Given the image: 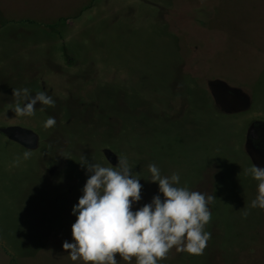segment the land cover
I'll return each mask as SVG.
<instances>
[{
  "label": "rangeland",
  "instance_id": "374dc122",
  "mask_svg": "<svg viewBox=\"0 0 264 264\" xmlns=\"http://www.w3.org/2000/svg\"><path fill=\"white\" fill-rule=\"evenodd\" d=\"M259 22L264 0H0V126L38 136L30 147L0 131V237L16 239L48 210L74 223L91 175L84 158L107 167L127 158L142 185L134 211L158 194L149 164L179 173L181 186L213 195L205 230L216 242L244 211L264 224V209L248 206L258 182L245 172L264 167ZM25 87L32 97L47 90L54 107L16 115L13 89ZM49 116L56 124L45 129ZM158 264L210 262L173 247Z\"/></svg>",
  "mask_w": 264,
  "mask_h": 264
},
{
  "label": "clouds",
  "instance_id": "9594fccd",
  "mask_svg": "<svg viewBox=\"0 0 264 264\" xmlns=\"http://www.w3.org/2000/svg\"><path fill=\"white\" fill-rule=\"evenodd\" d=\"M30 93L26 87L13 89L16 115L33 117L37 102L54 107L55 100L47 90L36 92L34 97ZM55 124L56 118L49 116L42 126L48 129ZM30 155V152L23 153L24 159ZM81 165L91 175L72 208L76 216L71 226L73 240L62 245L70 250L68 255L72 261L118 264L115 256L118 253L127 262L135 258L136 264H158L173 247L177 251L203 254L211 237L205 226L211 220L208 205L214 200L213 195L181 186L179 173L164 176L152 163L148 171L150 181L158 184V194L134 211L133 205L141 200L142 185L131 172L126 157L118 158L112 167L88 163L85 158ZM245 172L258 182L257 195L248 206L264 209V167L253 164Z\"/></svg>",
  "mask_w": 264,
  "mask_h": 264
},
{
  "label": "crops",
  "instance_id": "0c3cea01",
  "mask_svg": "<svg viewBox=\"0 0 264 264\" xmlns=\"http://www.w3.org/2000/svg\"><path fill=\"white\" fill-rule=\"evenodd\" d=\"M249 22L258 25L256 21ZM48 198L55 200L59 196ZM54 213L48 210L46 214H34L28 225L24 223L23 228L20 227L16 239L11 238L9 232H4L0 237V264H84L81 260L72 261L68 255L70 250L62 247L64 241L73 240V223L56 222L54 217L57 215ZM246 213L244 211L242 222L228 224L224 242L210 239L209 248L203 251L200 258L205 255L210 264H216V258L222 254L225 257L222 264H264V224L246 222ZM219 246H225V250L217 249Z\"/></svg>",
  "mask_w": 264,
  "mask_h": 264
},
{
  "label": "water",
  "instance_id": "95a60500",
  "mask_svg": "<svg viewBox=\"0 0 264 264\" xmlns=\"http://www.w3.org/2000/svg\"><path fill=\"white\" fill-rule=\"evenodd\" d=\"M0 131L8 134L13 139L22 142L30 147L37 146V134L29 128L15 127V126H1Z\"/></svg>",
  "mask_w": 264,
  "mask_h": 264
},
{
  "label": "trees",
  "instance_id": "16d2710c",
  "mask_svg": "<svg viewBox=\"0 0 264 264\" xmlns=\"http://www.w3.org/2000/svg\"><path fill=\"white\" fill-rule=\"evenodd\" d=\"M51 27H52L56 32H58L59 34H61L60 31L58 30L57 24H52ZM63 46H64V55H65V56L69 55V50L67 49V46L65 45V43H63ZM70 62H71V61H70ZM0 127H1V126H0Z\"/></svg>",
  "mask_w": 264,
  "mask_h": 264
},
{
  "label": "flooded vegetation",
  "instance_id": "af4514ba",
  "mask_svg": "<svg viewBox=\"0 0 264 264\" xmlns=\"http://www.w3.org/2000/svg\"><path fill=\"white\" fill-rule=\"evenodd\" d=\"M253 130H254V127H252V130L250 131V133H252L253 136H259V134Z\"/></svg>",
  "mask_w": 264,
  "mask_h": 264
}]
</instances>
